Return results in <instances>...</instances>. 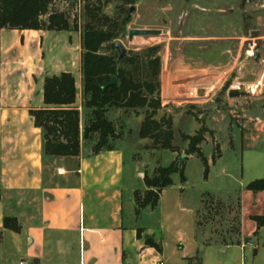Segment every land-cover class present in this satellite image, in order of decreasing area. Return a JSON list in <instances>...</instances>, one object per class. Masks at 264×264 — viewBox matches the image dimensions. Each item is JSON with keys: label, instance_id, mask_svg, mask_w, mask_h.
I'll list each match as a JSON object with an SVG mask.
<instances>
[{"label": "crops", "instance_id": "obj_1", "mask_svg": "<svg viewBox=\"0 0 264 264\" xmlns=\"http://www.w3.org/2000/svg\"><path fill=\"white\" fill-rule=\"evenodd\" d=\"M53 33L0 30V264H264V227L251 220L264 214H242L241 201L239 235L247 243L204 246L196 214L206 192L194 198L187 183H172L154 209H138L134 195L146 191L142 165L130 153L139 183H124L123 148L93 155L80 143L77 157H43L42 134L29 111L44 108L45 77H74L70 33ZM220 120L222 127L215 128L204 121L219 149L214 162L204 155L206 135L200 148L209 169L221 159L223 129L225 145L236 152V133L225 117ZM239 138L237 154L244 150ZM207 193L224 202L219 192ZM261 194L252 193L254 201ZM5 218L19 231L5 228Z\"/></svg>", "mask_w": 264, "mask_h": 264}, {"label": "rangeland", "instance_id": "obj_2", "mask_svg": "<svg viewBox=\"0 0 264 264\" xmlns=\"http://www.w3.org/2000/svg\"><path fill=\"white\" fill-rule=\"evenodd\" d=\"M100 2L102 13L116 21L126 18L129 7L134 6L125 31L116 39L128 52L158 48L162 108L155 119H170L173 133L174 152L153 147L151 140L139 138L145 110L108 111L106 117L114 127V137L108 140V145L123 148L124 183H139L130 153L132 160L142 165L141 177L151 178L158 169L167 168L175 160L179 161L180 155H185L187 144L182 136L192 135L197 121L209 122L214 128L222 127L220 117L223 116L236 133V154L225 145L223 129L218 138L222 149L220 161L210 167L205 180L202 162L194 155L185 163V183L194 198L209 191L222 194L224 202L218 207L215 202L209 207H197L198 237L204 246L247 243L248 240H242L237 232L236 202L239 198L242 214H264V194L254 201L252 193L244 186L264 176V98L229 100L227 91L241 85L264 86V0H138L133 5H122L116 0ZM83 8L84 0H55L53 3V9L68 14L77 27V31L69 32L72 49L69 70L74 73L77 87L74 107L80 114L81 136L91 120L90 111L83 107L82 97ZM129 29L158 30L160 36L135 38L129 43ZM164 77L172 78L177 89L166 92ZM201 89L207 91L206 98H197L196 92ZM213 97L222 99L223 103L215 105ZM211 136H208V143L202 145L206 157H211L214 147ZM238 137L244 150L237 154ZM96 138L95 134L87 140L81 137L83 149L92 153ZM171 180L180 183L178 174L172 175Z\"/></svg>", "mask_w": 264, "mask_h": 264}, {"label": "trees", "instance_id": "obj_3", "mask_svg": "<svg viewBox=\"0 0 264 264\" xmlns=\"http://www.w3.org/2000/svg\"><path fill=\"white\" fill-rule=\"evenodd\" d=\"M55 0H0V30L73 32L77 31L68 14L53 9ZM122 5H133L138 0H116ZM100 0H84L85 24L81 31V74L84 109L90 111L91 120L84 127L81 136L80 114L74 107L77 89L74 77L69 72L47 76L43 81L42 99L44 108L29 111L35 128L42 134V154L44 158L77 157L80 153L81 137L89 139L97 135L91 151L97 155L101 151H110L108 140L114 137V127L106 114L111 109L145 110L144 119L139 128V138L149 139L153 147L174 152L173 133L170 119H155L162 108L159 97V75L161 63L158 48L147 47L137 53L128 52L127 57L117 64V54L113 43L125 31V18L119 21L110 19L102 13ZM116 79L115 84H111ZM199 129L193 136L183 135L187 143L185 156H197L203 165V177L206 180L209 167L201 151L205 136L212 135L203 121H197ZM212 137V136H211ZM219 155L218 145L213 147L211 160ZM178 166L181 168L179 169ZM179 175L180 183H185L184 163L175 160L170 166L158 169L153 177L143 176L146 191L134 195L138 209H154L160 193L172 186L171 176ZM253 194L264 192V176L245 186ZM1 200V193H0ZM215 202L221 203L213 195H201V206L209 207ZM237 232L239 233V198H237ZM197 215V214H196ZM256 227H264V216H253ZM5 228L18 232L12 219H4ZM198 230V222L196 219ZM140 230L137 234L140 235ZM147 245L160 252V247L147 239Z\"/></svg>", "mask_w": 264, "mask_h": 264}, {"label": "water", "instance_id": "obj_4", "mask_svg": "<svg viewBox=\"0 0 264 264\" xmlns=\"http://www.w3.org/2000/svg\"><path fill=\"white\" fill-rule=\"evenodd\" d=\"M134 11V6H130L128 11L126 12L125 20H129L130 14ZM160 31L158 30H143V29H129L127 30V39L129 43H132L135 38H154L159 37ZM114 51L117 54L116 63L119 64L127 57L128 51L124 48L122 43L116 40L113 43ZM255 59L257 55H254ZM116 79H112L111 84H115ZM197 98H206L207 91L205 89L198 90L196 92ZM227 97L229 100H238V99H247V98H264V86L257 85L254 88V91H251L250 87L241 85L236 88L229 89L227 91ZM213 102L215 105L219 103H223V100L217 97H213ZM179 162L186 163L188 161V156L180 155Z\"/></svg>", "mask_w": 264, "mask_h": 264}, {"label": "bare ground", "instance_id": "obj_5", "mask_svg": "<svg viewBox=\"0 0 264 264\" xmlns=\"http://www.w3.org/2000/svg\"><path fill=\"white\" fill-rule=\"evenodd\" d=\"M140 43H142V42H140ZM164 80V86H165V90H166V92H168V91H170V90H172V89H177V84L174 82V80H172V78H170V79H166L165 77L163 78ZM257 86V85H256ZM256 86H250V88H251V91L253 92L254 91V88L256 87ZM192 97H191V99L194 97L193 96V94L191 95ZM189 98V97H188Z\"/></svg>", "mask_w": 264, "mask_h": 264}]
</instances>
